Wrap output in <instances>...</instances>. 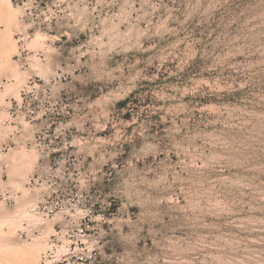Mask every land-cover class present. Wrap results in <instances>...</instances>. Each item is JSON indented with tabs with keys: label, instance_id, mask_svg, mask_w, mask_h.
I'll return each mask as SVG.
<instances>
[{
	"label": "rangeland",
	"instance_id": "374dc122",
	"mask_svg": "<svg viewBox=\"0 0 264 264\" xmlns=\"http://www.w3.org/2000/svg\"><path fill=\"white\" fill-rule=\"evenodd\" d=\"M0 264H264V0H0Z\"/></svg>",
	"mask_w": 264,
	"mask_h": 264
}]
</instances>
